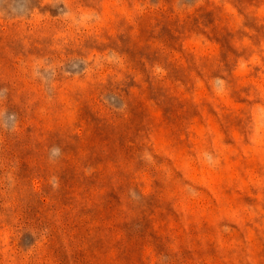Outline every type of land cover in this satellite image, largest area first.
Instances as JSON below:
<instances>
[{"label":"rangeland","instance_id":"1","mask_svg":"<svg viewBox=\"0 0 264 264\" xmlns=\"http://www.w3.org/2000/svg\"><path fill=\"white\" fill-rule=\"evenodd\" d=\"M0 264H264V0H0Z\"/></svg>","mask_w":264,"mask_h":264},{"label":"clouds","instance_id":"2","mask_svg":"<svg viewBox=\"0 0 264 264\" xmlns=\"http://www.w3.org/2000/svg\"><path fill=\"white\" fill-rule=\"evenodd\" d=\"M56 152H58V150H55Z\"/></svg>","mask_w":264,"mask_h":264}]
</instances>
